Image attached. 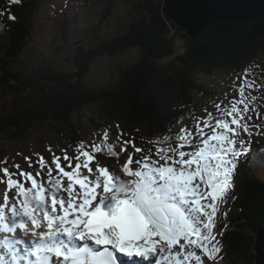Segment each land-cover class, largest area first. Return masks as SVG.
I'll return each instance as SVG.
<instances>
[{"label":"snow or ice","instance_id":"6c2138e0","mask_svg":"<svg viewBox=\"0 0 264 264\" xmlns=\"http://www.w3.org/2000/svg\"><path fill=\"white\" fill-rule=\"evenodd\" d=\"M216 107L219 115L193 118L195 130L181 128L180 143L158 147L155 159L151 153L135 160L129 154L121 166L127 179L114 169L110 172L96 156L105 151L107 132L99 144L93 140L88 150L80 142L78 150L82 151L74 158L62 150L63 167L61 157L53 154L55 177L52 165L39 154L35 176L19 164L13 165L17 170L13 172L0 168L7 177L0 233L8 234L0 239V264H205L202 257L219 264L223 257L217 237L223 236L227 224L216 231L217 217L226 218L227 211L221 208L235 200L231 191L238 160L250 151L251 137L259 134L252 129L260 125L250 123L243 84L239 99ZM256 117H260L258 111ZM241 131L248 140L238 139ZM167 141L164 135L156 143ZM129 145L135 153L143 152L133 141L118 137L117 142L107 144L106 153L118 160ZM186 147L191 150H183ZM25 159L31 168V158ZM73 159L77 161L74 168ZM0 163L6 164L7 158ZM45 168L48 179H37ZM82 169H87V175Z\"/></svg>","mask_w":264,"mask_h":264},{"label":"trees","instance_id":"16d2710c","mask_svg":"<svg viewBox=\"0 0 264 264\" xmlns=\"http://www.w3.org/2000/svg\"><path fill=\"white\" fill-rule=\"evenodd\" d=\"M127 1L134 12L128 10L124 16L129 14V18L120 26L109 23L119 0H84L90 10L99 8L94 26L108 29L107 33L100 35L93 30L97 43L93 48L89 47L92 38H87L83 44L88 46L71 49L72 70L42 65L41 74L30 79H22L21 71L12 72V65L28 49L26 45L30 43L43 0L6 3L15 19L5 23L6 34L0 46V141L14 140L16 149L17 140L25 143L23 137L30 136L32 129L43 123L48 131L70 136V142L80 141L85 132L82 116L87 113L89 133L93 132L99 143L104 132L108 133L103 148L117 142L118 137L123 140L133 134L155 154L160 146L180 143L173 131L180 128L184 119L192 122L193 118H208L209 113L217 110L218 102L239 96L238 89H226L224 84L220 89L215 81L252 73L255 76L250 95L262 93L264 72L260 75L259 67H264V17L216 22L190 45L166 21L164 0ZM77 15L74 14L76 21ZM129 50L138 52V57L130 65L116 64L110 82L85 83L96 60ZM167 57L171 60L165 64L156 62ZM199 75L206 76L205 81ZM259 119L263 122V136L264 114ZM140 130V135L134 134ZM164 135L169 141L157 144ZM231 221L225 238L226 260L219 264H255L256 233L264 226V179L247 164L239 176Z\"/></svg>","mask_w":264,"mask_h":264},{"label":"rangeland","instance_id":"374dc122","mask_svg":"<svg viewBox=\"0 0 264 264\" xmlns=\"http://www.w3.org/2000/svg\"><path fill=\"white\" fill-rule=\"evenodd\" d=\"M65 1L67 0H43V6L39 10L36 21L32 30V37L30 39V43H27V50L22 54V56L18 57V61L12 65V72L13 71H21L23 76L22 79H30L34 74L36 76H39L41 72L39 71V68L44 65V66H52L55 67L56 69L59 70H72L73 65L71 63V54H72V48H77L80 45H86L83 44L84 41L87 38H92L91 43L89 44V47H94L96 45V37L94 34H92L93 30H96L98 33H102L100 35H104L107 33L108 29L106 31L103 30V27H98L96 28L94 26V21L96 18L99 17L100 11L99 8H97L95 11L92 9L90 10L87 3L84 2V0H81L78 4L75 3L74 1L69 4L68 7L65 5ZM63 3V4H62ZM59 4L60 6H56ZM84 6V7H83ZM62 7V9H61ZM87 7L89 10H87ZM128 10L130 13L133 14L134 10L132 6L130 5V2L127 0H119V5L118 9L114 13V15L109 19V23H113L116 25H124V22L129 18V14L124 16L126 13H128ZM77 13V23L75 24H70L71 19L74 17L73 14ZM1 13H0V18H1ZM70 24V25H69ZM65 26V27H64ZM70 26L68 29L67 27ZM7 29V28H6ZM67 29V31H65ZM65 31V33H64ZM66 34V38H65ZM2 34H0V46L3 43L4 39L1 37ZM82 43V44H81ZM88 46V45H86ZM180 49V45H178V42L176 44V50L178 51ZM138 57V52L135 50H129L121 55L117 56H112V57H104L99 60H96L91 71L86 75L85 78V83L87 85H105L108 82H110V79L112 76L110 75L111 72H115L116 70V64L121 63V62H126L127 65H130L136 58ZM170 57L167 58H162L158 61H156L159 64H165L168 61H170ZM1 68V66H0ZM262 70L261 74L264 72V67L260 68L259 67V72ZM44 71V70H43ZM42 71V72H43ZM254 74H250V76L246 77L245 81L247 83H253L254 82ZM199 78L202 81H205L206 76L204 75H199ZM223 80V79H222ZM221 81V80H220ZM215 81L216 86L220 89H222L221 84H224V87L227 89L229 86H234L238 83L237 79H227L224 82L223 81ZM41 84L39 82L37 85ZM96 85L94 87H96ZM262 93L261 94H254L252 95L253 97H256L255 100H248L250 102V113L252 115V118L254 117V114L256 111L260 113V117L262 114L261 111L264 110V104H261V100L264 99V87L261 88ZM253 91L252 87L249 88L248 86L245 88V93L251 94ZM250 97V96H249ZM251 98V97H250ZM1 99V98H0ZM228 101L226 105L229 103ZM8 103V102H7ZM6 103V105H7ZM217 102H215L216 104ZM13 105V103H10ZM215 106V105H214ZM253 106H256V111H252ZM239 107L242 109L243 105H239ZM9 109V106H8ZM83 118V126L85 132L82 133L81 139L83 142H85V149L83 150H88L87 146L90 145L93 140H96L94 138L93 132L89 133L90 128L89 126V114L85 113L82 116ZM185 122V121H184ZM262 121H259L257 124L260 125V128L258 129V133H262ZM139 129H136L135 131H138ZM142 130V129H141ZM141 130L137 133V135H140ZM177 133L179 130H175ZM174 132V131H173ZM93 135V136H92ZM25 144L21 146V141L17 140L14 144H18L16 149L13 148V142L12 140H8L7 142L0 141V162L5 161V157H9L7 159V163H0V168L3 167H9V171H17L14 168V164H19L21 168L26 171V172H32L33 175L35 176L36 172L40 169V165L37 163L35 164L34 169L29 168L28 164L26 163L25 158L23 155H20V157L16 156L18 150L24 151L22 147H27V151L25 153H33L35 150H41L44 151L46 147H49V145L52 146L53 150L50 153V150L48 148V153H50L48 156H43L45 161L49 165H52L54 172H53V177L57 175V171L55 170V165L52 164L53 160V154L56 156L61 157V166L63 167L64 164L66 163L63 160L64 156V151L66 150L67 155L69 157H75L78 154V144L80 143H70V136H63L62 133H55L54 131H48L45 127V123H43L39 127H34L31 131L30 136H25L23 137ZM33 140L34 148L35 150H32L31 147L33 146L31 143H28V140L31 139ZM260 138H264V135L261 136ZM80 139V140H81ZM123 140H131L133 143L139 147V145L145 144L144 142L139 143L137 136L130 134L129 138H125ZM63 144L64 146H61L59 144ZM67 148H66V147ZM144 147V151L148 152L149 148L146 146ZM261 149L264 148V145L259 146ZM104 152L100 154H96L97 158L102 161V163L106 166L109 167V170L112 171L113 169L117 174L121 175L122 179H127L125 174L121 170V166L116 163V160L111 159V158H106L104 157L105 154H111V153H106V149L104 148ZM131 154L132 157L135 155H138L139 153H135L134 149L131 147V145L128 146V151L126 153L121 154L119 157L123 160H126V157ZM241 155L239 157L238 162L240 161ZM39 158H37L38 160ZM28 161V160H27ZM32 163L34 164L33 160L31 159ZM77 161L73 159V168L75 167V163ZM133 167H135L133 165ZM245 168V167H244ZM244 168L242 170H244ZM36 169V170H35ZM66 171L71 170V169H65ZM252 170L261 178L264 179V167H254ZM83 174L87 175V169H82ZM237 171V173H236ZM47 168L44 169V171L41 173V177H37V179L43 178L44 180H47L48 177L46 176ZM241 170H235V175L233 177V183L234 187L236 185V174H240ZM98 175V173H97ZM0 178H2L5 182L0 183V204L3 203V193L7 190V184L6 180L7 177H4L2 171H0ZM23 179V178H21ZM103 179V178H102ZM64 182L67 183L66 178H64ZM28 186V184H27ZM234 190L235 188L232 189L231 191V196H234ZM16 190L13 189L8 193L9 197L11 198ZM230 201V200H229ZM11 199L9 203H11ZM228 206L230 205H224L221 208V211H229ZM220 215L218 214V217ZM217 217V219H218ZM223 218L221 222L217 223V229L216 231H219L220 229L223 228ZM227 235V234H226ZM219 239V236L217 237ZM198 254L202 253L200 250H197ZM228 256V254H227Z\"/></svg>","mask_w":264,"mask_h":264},{"label":"water","instance_id":"95a60500","mask_svg":"<svg viewBox=\"0 0 264 264\" xmlns=\"http://www.w3.org/2000/svg\"><path fill=\"white\" fill-rule=\"evenodd\" d=\"M163 13L176 34L192 45L219 21L264 17V0H164ZM255 264H264V226L256 233Z\"/></svg>","mask_w":264,"mask_h":264},{"label":"bare ground","instance_id":"6f19581e","mask_svg":"<svg viewBox=\"0 0 264 264\" xmlns=\"http://www.w3.org/2000/svg\"><path fill=\"white\" fill-rule=\"evenodd\" d=\"M250 97L253 96L250 95ZM261 113H264V110ZM248 163H256V166L264 167V148L261 149L260 147L254 146L253 153L248 157Z\"/></svg>","mask_w":264,"mask_h":264}]
</instances>
